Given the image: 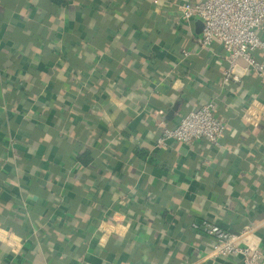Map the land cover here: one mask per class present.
I'll list each match as a JSON object with an SVG mask.
<instances>
[{"label":"crops","instance_id":"obj_1","mask_svg":"<svg viewBox=\"0 0 264 264\" xmlns=\"http://www.w3.org/2000/svg\"><path fill=\"white\" fill-rule=\"evenodd\" d=\"M196 1L0 0V264H242L192 223L264 218V84L222 80ZM209 101L220 147L157 145ZM245 238L264 259V224Z\"/></svg>","mask_w":264,"mask_h":264},{"label":"built area","instance_id":"obj_2","mask_svg":"<svg viewBox=\"0 0 264 264\" xmlns=\"http://www.w3.org/2000/svg\"><path fill=\"white\" fill-rule=\"evenodd\" d=\"M181 21L191 24L199 20L200 33L193 36L198 49H208L214 41L224 51L227 65L222 70L224 82L239 83L245 74H254L264 84V60L257 52H264V38L257 30L264 26V0H197L177 5ZM183 57L191 54L182 50ZM241 59L244 65L238 63ZM227 123L214 114V102L209 101L180 116L171 127H165L157 139L158 146H166L169 140L191 144L206 139L220 147ZM264 224V218L241 234H233L209 220L193 222L192 226L212 239L209 258L239 254L242 264H264L262 250L257 243L250 242L245 234Z\"/></svg>","mask_w":264,"mask_h":264},{"label":"water","instance_id":"obj_3","mask_svg":"<svg viewBox=\"0 0 264 264\" xmlns=\"http://www.w3.org/2000/svg\"><path fill=\"white\" fill-rule=\"evenodd\" d=\"M238 63L244 65L243 61L241 59H238Z\"/></svg>","mask_w":264,"mask_h":264}]
</instances>
